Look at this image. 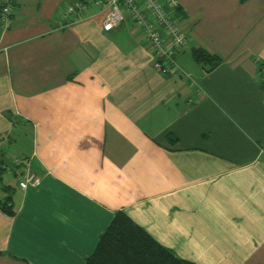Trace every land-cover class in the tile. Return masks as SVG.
Segmentation results:
<instances>
[{"label":"crops","instance_id":"crops-1","mask_svg":"<svg viewBox=\"0 0 264 264\" xmlns=\"http://www.w3.org/2000/svg\"><path fill=\"white\" fill-rule=\"evenodd\" d=\"M15 1L0 24V202L15 210L0 207V264H85L118 210L177 257L264 264V0H179L177 61L196 84L155 69L131 23L104 30L105 2L61 28L74 0ZM28 170L40 182L22 187Z\"/></svg>","mask_w":264,"mask_h":264},{"label":"built area","instance_id":"built-area-1","mask_svg":"<svg viewBox=\"0 0 264 264\" xmlns=\"http://www.w3.org/2000/svg\"><path fill=\"white\" fill-rule=\"evenodd\" d=\"M90 2L98 5L106 3L102 24L104 30H109L122 22L131 23L146 41L155 69L163 74L176 73L190 84H196L192 75L177 61V56L188 50L189 38L188 31L181 26L179 16L176 14L179 0H77L67 4L59 13L55 19L58 26L64 28L71 25ZM16 8L15 0H1L0 24L3 27L8 28ZM259 73L264 85V66L260 68ZM6 147V140L1 139L0 148ZM259 152L264 154V142L260 144ZM14 163L28 166L26 159L15 158ZM39 182L40 178L28 170L20 185L35 186Z\"/></svg>","mask_w":264,"mask_h":264},{"label":"trees","instance_id":"trees-1","mask_svg":"<svg viewBox=\"0 0 264 264\" xmlns=\"http://www.w3.org/2000/svg\"><path fill=\"white\" fill-rule=\"evenodd\" d=\"M192 54L197 62L208 64V69L214 68L221 62L220 57L211 55L202 48L193 49ZM4 152L3 148H0V174L1 170L5 169L3 164L5 159ZM9 199L10 196L0 202V207L8 214L12 215L15 213V210L13 209V205L9 202ZM85 264L198 263L177 257L169 248L161 245L151 237L125 212L118 210L106 230L99 236L97 245L93 252L86 258Z\"/></svg>","mask_w":264,"mask_h":264},{"label":"rangeland","instance_id":"rangeland-1","mask_svg":"<svg viewBox=\"0 0 264 264\" xmlns=\"http://www.w3.org/2000/svg\"><path fill=\"white\" fill-rule=\"evenodd\" d=\"M7 148H8V146H7ZM9 151H10V153L12 154L11 150H9ZM13 158L15 159V158H18V157H15V156L12 155V159H13ZM19 159H20V158H19ZM6 175H7V173H6V171H5V173H4V177H6ZM12 181H15V179H13Z\"/></svg>","mask_w":264,"mask_h":264}]
</instances>
